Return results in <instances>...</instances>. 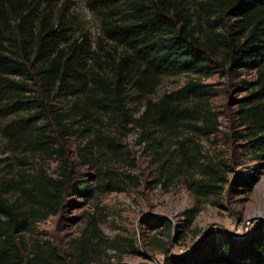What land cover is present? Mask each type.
I'll list each match as a JSON object with an SVG mask.
<instances>
[{"label":"trees","instance_id":"obj_1","mask_svg":"<svg viewBox=\"0 0 264 264\" xmlns=\"http://www.w3.org/2000/svg\"><path fill=\"white\" fill-rule=\"evenodd\" d=\"M8 4L10 9L0 0V118L10 120L0 126V137L8 152L57 155L59 166L56 176L41 168L16 179L0 177V264H67L53 247L37 244L29 251L24 235L56 216L69 195L89 200L96 191L124 193L137 185L135 176L120 178L110 164L127 158L124 141L131 131L149 152L155 185L168 191L185 172L201 167L189 183L196 198L221 195L220 166L226 162L202 167L205 157L194 140L219 132L218 114L209 103L213 89L193 77H210L217 69L254 72L253 81L241 82L247 93L237 105L242 131L235 136L254 160L264 161V0H201L196 21L189 0H90L101 15L105 42L121 50L107 53L109 74L98 57L99 70L88 67L92 53L85 42L71 39L62 17L55 24L47 15L39 18L30 1ZM12 20L19 31L11 37ZM179 75L191 78L155 97L163 78ZM69 97L74 101L66 109L50 104ZM137 102L143 109L135 117ZM105 116L108 122L102 124ZM55 133L85 140L78 158L83 166L98 167L91 185L76 177L56 148ZM196 208L184 212L183 228L192 224ZM144 224L165 230L167 237L173 228L162 217ZM104 241L91 218L82 237L70 243L71 264H89L91 252ZM165 264H264V221L244 239L224 236L218 243L210 236L185 256H167Z\"/></svg>","mask_w":264,"mask_h":264},{"label":"rangeland","instance_id":"obj_2","mask_svg":"<svg viewBox=\"0 0 264 264\" xmlns=\"http://www.w3.org/2000/svg\"><path fill=\"white\" fill-rule=\"evenodd\" d=\"M9 1L15 0H3L8 9ZM21 1H30V7L37 9L39 18L47 15L56 24L62 17L64 26L70 29L71 39L80 44L85 42L84 46L92 53L93 60L88 62V67L99 70L98 57L103 63L101 67L109 74L107 53L116 56L121 50L105 42L101 15L89 6L90 0H53L50 5L47 0ZM189 1L196 21L200 13L196 3L201 0ZM224 24L228 28L231 22L225 19ZM18 25L16 20L11 21L9 36H16L14 31H19ZM189 78L191 76L188 75L163 78L155 97L183 87ZM193 78L202 84L211 85L213 89L209 103L218 114L219 132L208 137L199 136L194 140L205 157L201 161L202 167L208 164L219 165L221 159L226 162V167L219 165L225 179L221 195L196 198L189 183L198 177L201 167L185 172L179 183L168 191L155 185L152 182L153 165L149 152L137 144V134L131 131L124 141L127 158L111 160L110 164L122 174L120 178L133 175L139 181L138 184L131 185L124 193L96 191L89 200L69 195L56 216L38 223L24 235L29 251L35 249L37 244L45 249L53 247L64 257L65 263L71 264V241L80 239L89 220L96 218L105 243L97 244V252H91L89 264H165L167 256H185L194 244L210 236H214L218 243L224 236L235 240L244 239L260 221H264V161L254 160L244 142L235 136L242 131L236 120L237 105L247 93L241 82L253 81L255 74L246 70L227 74L217 69L210 77ZM73 101L72 97L59 98V101L53 100L50 104L66 109ZM142 109V103L137 102L131 112L137 117ZM9 120L0 118V126ZM107 122L106 116L101 118L102 124ZM55 139L56 148L62 150L76 177L86 179L91 185L93 182L89 177L94 176L98 167L83 166L78 158L79 148L85 140L58 133H55ZM58 166L57 155L41 157L8 152L0 137V177L16 179L18 174L31 175L41 168L47 174L56 176ZM194 207H197V215L188 228H183L184 212ZM159 217L172 223L169 237L165 230L153 231L144 224L145 219Z\"/></svg>","mask_w":264,"mask_h":264},{"label":"water","instance_id":"obj_3","mask_svg":"<svg viewBox=\"0 0 264 264\" xmlns=\"http://www.w3.org/2000/svg\"><path fill=\"white\" fill-rule=\"evenodd\" d=\"M197 244V243H196ZM196 244H194L189 250H187V252L186 253H189L190 252V250L191 249H193V247H195L196 246Z\"/></svg>","mask_w":264,"mask_h":264}]
</instances>
